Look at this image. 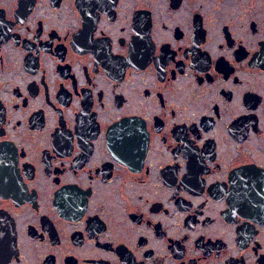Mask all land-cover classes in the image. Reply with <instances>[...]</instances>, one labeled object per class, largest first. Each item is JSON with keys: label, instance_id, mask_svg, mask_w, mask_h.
Segmentation results:
<instances>
[{"label": "flooded vegetation", "instance_id": "1", "mask_svg": "<svg viewBox=\"0 0 264 264\" xmlns=\"http://www.w3.org/2000/svg\"><path fill=\"white\" fill-rule=\"evenodd\" d=\"M0 264H264V0H0Z\"/></svg>", "mask_w": 264, "mask_h": 264}]
</instances>
